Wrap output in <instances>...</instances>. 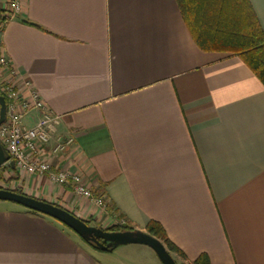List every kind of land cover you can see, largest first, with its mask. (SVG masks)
Instances as JSON below:
<instances>
[{"label": "crops", "instance_id": "crops-1", "mask_svg": "<svg viewBox=\"0 0 264 264\" xmlns=\"http://www.w3.org/2000/svg\"><path fill=\"white\" fill-rule=\"evenodd\" d=\"M249 3L264 34V0ZM0 43L20 95L28 80L58 117L57 135L73 139L52 170L79 173L106 212L13 168L0 188L93 227H108L111 214L144 233L155 221L186 258L172 255L176 264L201 254L210 264H264V87L237 57L201 51L175 0H22ZM7 203L0 264H161L143 245L104 254Z\"/></svg>", "mask_w": 264, "mask_h": 264}, {"label": "built area", "instance_id": "built-area-1", "mask_svg": "<svg viewBox=\"0 0 264 264\" xmlns=\"http://www.w3.org/2000/svg\"><path fill=\"white\" fill-rule=\"evenodd\" d=\"M21 3L22 0L6 1L0 17V35L5 23L20 13ZM16 76L17 71L10 65L0 43V96L4 98L6 106V118L0 125V143L9 156V160L0 165V173L8 171L11 168L9 162L12 161L14 170L26 175L46 176L52 183L69 188L75 197L89 201L100 214L106 212L107 204L104 199L92 194L83 184L79 173H72L67 169L52 170L53 160L57 156H63L73 139L57 135L58 117L49 112L28 80L24 81L26 95H20L14 83ZM32 112L39 115L34 124L27 127L23 119ZM9 187L5 185L2 189L9 190ZM125 224V220L111 214L108 226L122 227Z\"/></svg>", "mask_w": 264, "mask_h": 264}, {"label": "trees", "instance_id": "trees-1", "mask_svg": "<svg viewBox=\"0 0 264 264\" xmlns=\"http://www.w3.org/2000/svg\"><path fill=\"white\" fill-rule=\"evenodd\" d=\"M175 3L193 42L201 51L225 53L237 57L264 87V34L249 0H175ZM11 191L22 194L16 190ZM55 206L73 215L62 206ZM83 222L88 226L92 223L91 220H83ZM97 228L110 232L134 231L127 223L122 227L98 226ZM145 232L161 242L171 257L175 255L183 262L186 261L184 254L167 238L165 231L157 222L148 221ZM80 239L97 251L108 252L113 249L111 244L102 243L100 240L98 242L102 243L105 249H101L91 241ZM183 264H210V262L205 254H201L195 260Z\"/></svg>", "mask_w": 264, "mask_h": 264}, {"label": "water", "instance_id": "water-1", "mask_svg": "<svg viewBox=\"0 0 264 264\" xmlns=\"http://www.w3.org/2000/svg\"><path fill=\"white\" fill-rule=\"evenodd\" d=\"M5 112V101L4 98L0 96V125L5 121ZM8 160L9 156L0 143V165ZM9 165L11 168L14 167L12 161L9 162ZM0 201L11 202L27 210L54 219L67 227L78 237L91 241L101 249H105L102 243L111 244L113 248L127 244L143 245L150 248L155 253L161 264H176L161 242L147 233L140 231L110 232L97 227L88 226L82 220L53 204L23 194H18L11 190L0 189ZM98 240L102 243L98 242Z\"/></svg>", "mask_w": 264, "mask_h": 264}, {"label": "rangeland", "instance_id": "rangeland-1", "mask_svg": "<svg viewBox=\"0 0 264 264\" xmlns=\"http://www.w3.org/2000/svg\"><path fill=\"white\" fill-rule=\"evenodd\" d=\"M4 188V187H3ZM7 204H11V203H7ZM22 207V206H21ZM22 208H24V207H22ZM25 209V208H24ZM47 218H49V217H47ZM50 220H53L54 222H56L57 224H59L62 228H64L66 231H68V232H71L72 234H74L71 230H69L67 227H65L64 225H62L61 223H59V222H57L56 220H54V219H51V218H49ZM75 236H77L76 234H75ZM78 237V236H77ZM115 249H116V247L115 248H113L111 251H108V252H102V253H104V254H107V255H116V251H115Z\"/></svg>", "mask_w": 264, "mask_h": 264}]
</instances>
